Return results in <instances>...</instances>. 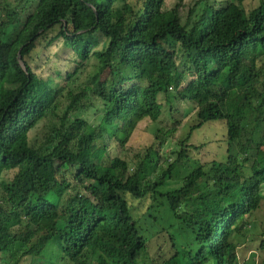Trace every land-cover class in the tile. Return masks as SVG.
I'll return each instance as SVG.
<instances>
[{
  "label": "trees",
  "instance_id": "trees-1",
  "mask_svg": "<svg viewBox=\"0 0 264 264\" xmlns=\"http://www.w3.org/2000/svg\"><path fill=\"white\" fill-rule=\"evenodd\" d=\"M184 1L0 3L1 264H241L238 244L258 231L263 204L264 0L249 13L241 0H193L188 11ZM52 34L74 65L62 85L34 70ZM161 97L191 104L196 121L174 162L145 182L168 137L159 130L143 158L123 153L141 121H160ZM98 108L97 125L82 118ZM212 122L226 125V161L166 191L189 151L204 148L188 146L193 133ZM164 234L170 252L153 258L150 243Z\"/></svg>",
  "mask_w": 264,
  "mask_h": 264
},
{
  "label": "rangeland",
  "instance_id": "rangeland-1",
  "mask_svg": "<svg viewBox=\"0 0 264 264\" xmlns=\"http://www.w3.org/2000/svg\"><path fill=\"white\" fill-rule=\"evenodd\" d=\"M217 8H220L222 5H225L229 1L234 0H211ZM238 2L239 0H235ZM242 7L249 13L259 4V0H241ZM13 3L14 0H0V3ZM178 3V0H166V9H173ZM184 8L188 11L192 5L193 0H185L183 2ZM123 4H117L118 11L122 8ZM187 6V7H185ZM34 12V8L30 13ZM29 13V14H30ZM24 17V20H26ZM22 26H19L15 29L10 35L8 40L14 39L16 33L21 30ZM55 34H52L47 38L48 44L40 47L41 58L39 63L34 66L35 73L41 76L44 79L52 78L55 79V84H63L62 80L65 79L68 71L73 70L72 57L69 55V51L66 48H62L61 40H54ZM99 40L101 46L96 50V52H101L104 45L106 44V39L99 35ZM97 65V60L95 57L92 58V61L89 63L88 70L85 73H82L83 81L89 83L88 76L93 74L95 67ZM181 71H186V66H181ZM184 78L187 81H190L193 78L192 75H184ZM54 85V84H53ZM160 103L163 105V115L160 121L153 122L150 119H144L141 121L127 146V150L123 153V158L129 162L134 160V155L140 154L143 158L145 155V150L154 147V141L158 131H162V138H166V144L163 148L157 147L158 158L154 157V152L152 158L155 159V166H148L145 169L144 181L149 182L150 180L155 181L161 174L160 169H167L169 163L174 162L176 155L175 152L179 150V145L186 141L191 127L195 125L196 113L193 109V106L188 103H183L179 101H171L169 98L161 97ZM102 109H90L85 112L82 116L83 119L88 120L91 124H98L99 119L102 115ZM47 122L44 121L40 123L30 134V139L33 142L34 140H40L45 131ZM227 130L226 125L223 122H212L203 126L200 130L193 133L191 136L188 146L196 145L202 146L204 148L201 151L190 150L189 157L186 158L185 170L180 171L176 177L168 183V186L165 188L166 191L176 189L183 182L186 174L197 167H201L207 163L213 161H226L227 158ZM119 153V150L115 151ZM159 153V154H158ZM151 158V161H152ZM157 165V166H156ZM5 180L8 181L12 178V175L6 174ZM2 193L0 192V198ZM263 204L255 217L258 221L259 229L255 234H248L245 239H241L238 244V258L241 264L245 262L255 260L256 264H261L264 260V249L262 248V243H264V187L262 188ZM148 205V204H147ZM148 207V206H147ZM144 207L143 212L147 209ZM146 213V212H144ZM158 226V225H157ZM144 228L149 231H154L153 223H144ZM169 237L164 234L160 238L154 239L150 243V253L153 258H158L160 255L168 254L170 248L168 246ZM167 244V245H166ZM255 257V258H253ZM8 259V257H6ZM1 264V263H0ZM4 264V263H2Z\"/></svg>",
  "mask_w": 264,
  "mask_h": 264
}]
</instances>
